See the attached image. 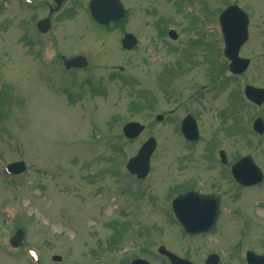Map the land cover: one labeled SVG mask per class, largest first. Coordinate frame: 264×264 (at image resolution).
Here are the masks:
<instances>
[{"label": "rangeland", "instance_id": "rangeland-1", "mask_svg": "<svg viewBox=\"0 0 264 264\" xmlns=\"http://www.w3.org/2000/svg\"><path fill=\"white\" fill-rule=\"evenodd\" d=\"M121 1L128 21L108 32L90 22L86 0L70 11L75 0L63 3V11L51 16L59 47L44 48L43 56L55 50L66 58L83 55L87 67L72 75L49 61V78L38 49L19 42L25 20L4 23L12 13L24 19L46 9L25 14L10 2L0 12V264H32L26 247L37 251L40 264H128L134 256L169 264L155 254L161 244L179 257L192 250L188 258L195 264H204L211 250L220 251L222 264H236L229 258L233 244L245 240L244 247L260 248L264 221L255 202L264 203V183L234 189L226 172L222 179L221 172L205 170L200 152L217 139L228 164L250 154L264 172V134L249 131L256 116L264 118V103L256 108L238 97L244 85L264 88V0ZM229 4L249 16L239 56L250 62L242 76L225 73L231 80L224 81L217 15ZM169 29L178 35L174 42L166 36ZM126 31L138 39L129 53L120 46ZM157 114L164 115L160 123ZM185 114L198 125L192 146H182L177 128L174 133L173 122ZM130 121L145 127L134 140L121 132ZM148 136L158 145L149 174L137 180L124 165ZM185 154L192 159L182 166ZM18 160L27 170L4 180L6 163ZM210 178L235 193L234 200L225 199L235 209L230 206L209 235L192 240L172 222L168 202L186 184L203 188ZM19 227L23 246L10 252L6 240ZM52 255L61 260L52 261Z\"/></svg>", "mask_w": 264, "mask_h": 264}, {"label": "water", "instance_id": "water-1", "mask_svg": "<svg viewBox=\"0 0 264 264\" xmlns=\"http://www.w3.org/2000/svg\"><path fill=\"white\" fill-rule=\"evenodd\" d=\"M61 3L63 0H56ZM89 10L92 18L101 25H107L112 21L119 20L124 14L123 7L119 0H91L89 2ZM219 22L221 31L224 35L225 50L224 55L230 60L229 69L233 73H241L248 60L240 59L238 51L240 46L247 39V14L238 8L236 5H230L225 8L220 16ZM169 35L174 39V32ZM135 44V38L126 34L122 39V47L124 49H131ZM66 67L83 68L86 66L85 58L77 56L65 61ZM246 97L254 102L260 104L264 101V89H256L251 86L245 88ZM160 119V116H158ZM253 127L259 133L263 132V124L260 119H256ZM143 130V126L136 122H129L122 128L123 135L128 139L136 138ZM181 130L184 136L190 140L197 138V129L195 121L186 116L181 124ZM155 141L150 137L145 141L137 154L131 157L126 163V169L135 174L139 178H143L148 172L149 159L154 150ZM222 161H225L223 154H221ZM25 169L24 163L14 162L7 166V170L11 173H20ZM231 172L234 179L241 185H252L260 181L262 174L259 168L254 164L249 155L242 157L231 166ZM219 197L217 195H199L194 192H188L180 195L172 201V211L177 221L183 230L190 235L207 232L214 225L218 213ZM22 238V231L18 230L11 238L12 245H17ZM159 252L166 255L171 264H192L186 259L180 258L170 252H167L163 247L159 248ZM249 264H255L257 260L264 258L261 256L249 253ZM52 260L59 261V256H53ZM218 256L209 255L206 259V264H217ZM131 264H149L145 260H134Z\"/></svg>", "mask_w": 264, "mask_h": 264}, {"label": "flooded vegetation", "instance_id": "flooded-vegetation-1", "mask_svg": "<svg viewBox=\"0 0 264 264\" xmlns=\"http://www.w3.org/2000/svg\"><path fill=\"white\" fill-rule=\"evenodd\" d=\"M86 1H88V0H86ZM10 2H13L14 3V5H13V8L14 9L17 8L19 10H23L24 11L23 13H25V14H28L30 12H31L30 14H32L33 12H36L37 10L38 11H43V13H44V9H46L45 15L42 14L43 16H40L39 17V15L36 14V16H30L29 17L27 15L26 18H24V19H22L23 17L20 18V16H15L12 13V15L10 17V20L4 22V23H7L8 25L16 26L17 23L18 24H20V23L24 24V20H25V25H22L20 27L21 34L18 37L19 42L21 43L22 48H37V49L44 48V32H42V28L41 27L40 28L38 27V23L41 20H43L45 17H48L49 18L50 30L48 29L46 35H50V33H52V32H53L52 33V35H53L54 34V29H52L53 18L51 19V16L53 14H59L60 12H62L63 11V3L64 2H67V0H65L63 3H61V4L57 5V6H56V3H55L54 0H49V1L44 0V1H39V2L36 1V0H0V12L3 11L8 6V4ZM122 4H123V7H124L125 14H124V17L122 18V20L120 22H118L119 24L120 23L121 24H125L128 21V18H129V10H128V7L125 6V3L122 2ZM74 5H78V0H75L74 3L69 4V8H67V10L69 9L68 11H70V9H72V7ZM85 8H87V4L85 5ZM64 10H66V8H64ZM1 20H2V18H1ZM1 20H0V23H2ZM118 23L115 24V25H119ZM94 26H96L101 31H106V32H108L112 28H114V25L113 24H110V25H107V26H104V27H101V26H98V25H94ZM53 37H54L55 43L57 45L59 43L58 38L55 35H53ZM174 41H176V40H174ZM125 52H128L129 53L130 51H125ZM77 70L78 69H68L67 72H74V71H77ZM172 113H174V112H172V111L169 112L170 115ZM159 115L161 116V120L160 121H157L158 123H160L163 120V118H164V115L163 114H159ZM187 115H191L194 118V116L192 114H185L184 117L187 116ZM183 118H180L181 120H179V124L177 123L178 120H175L173 122V124H174L173 125V128L175 129L174 130V133L175 134H177L179 132V134L181 135V133H180V126H181V122H182V119ZM261 118L264 121V118L263 117H261ZM195 121H196V119H195ZM175 124L176 125L178 124V125L175 126ZM176 128H177V131L178 132L176 131ZM249 131H251V133L253 135H256V133H254V131L251 128H250ZM256 136H258V135H256ZM198 137H197L196 140L190 141V140H186L181 135V139L179 138L178 140H179V142H180V144L182 146H184V145L185 146H189V145L192 146V144H194V142H196L198 140ZM155 141H156V144L158 145V141L156 140V138H155ZM172 144H173V147H174V145H176L175 142H172ZM155 148H156V146H155ZM167 149H168V147H167ZM168 150L172 151L171 153H174L175 152V149L174 148L171 149V147ZM200 153H201L200 161L202 162V165L205 168V170L211 171V172H221L220 173V176H221L222 179L223 178H226V175H227V177L231 181L230 184L231 185H235L237 187V188H234V189H257L258 186H261V184L264 183V172L263 171H262L263 172V177H262V179L258 183H254V184H252L250 186H242V185L236 183L233 180L232 176L230 175V166H231V164L233 162H229V164H228L227 158L225 156L226 154L222 150V148L219 146V143L217 142V139H210V140H208L205 143V145L202 147V151ZM221 154H223L225 161H222ZM182 157H185L180 162L182 166L185 165L184 161L187 162V161H190L192 159V155L186 156V154H185ZM251 157H252V155H251ZM225 172H226V175H225ZM196 179L194 178L193 179V182ZM218 182H219V180L217 178H216V180H213V179L210 178L209 181H207V180L204 179L205 186H201L203 188L194 187L195 186L194 184H191V185H187L186 184L187 187L184 188V189L182 188L179 193H183V192H186V191H189V192L192 191V192H197V193L202 194V195H218V197H219V211H218V218H217V220L219 222L220 219H221V217H223V215L225 214V212H227V210L230 211V206H232L233 210L235 209L233 203L230 204V203H227L225 201L226 198H228L230 200H234L235 193L234 192L232 194L230 192L229 193H226L224 188H220V185H219ZM179 188L180 187H178V189ZM255 204L258 207V212L261 213V221H264V212L260 211V210L264 209V203H259L258 201H256ZM228 214H229V212L227 213V215ZM244 222H249V220H244ZM207 234L209 235L210 233H207ZM207 234H201V235H196V236H189V238H191L193 240L194 238H199V237L204 236V235H207ZM259 241H260L259 242L260 243V245H259L260 248L256 247V245L255 246H247L246 245L247 248L244 247L243 244L245 245V243H246L245 240L240 241L239 243H236L235 245L233 244V246H232V252H229V258L230 259H236L237 260L236 261V264L237 263L238 264H247V262L245 261V253L248 250L249 251H252L256 255H260V256H263L264 257V237H261V240H259ZM238 246H239V250L237 251L236 250V247H238ZM242 246H243V248H241ZM240 248H241V250H240ZM191 252H192V250H189L188 251V253H189L188 256H190V253ZM218 252L220 253V251H218V250H211L207 254V256L209 254H212V253L218 254ZM135 258H137V257H135ZM222 263H223V259L220 261V257H219V260H218V263L217 264H222ZM255 264H260V262H256Z\"/></svg>", "mask_w": 264, "mask_h": 264}, {"label": "bare ground", "instance_id": "bare-ground-1", "mask_svg": "<svg viewBox=\"0 0 264 264\" xmlns=\"http://www.w3.org/2000/svg\"><path fill=\"white\" fill-rule=\"evenodd\" d=\"M246 186H248V185H246ZM168 205H169V202H168Z\"/></svg>", "mask_w": 264, "mask_h": 264}]
</instances>
